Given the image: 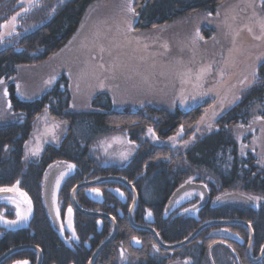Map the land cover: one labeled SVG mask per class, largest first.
<instances>
[{
    "label": "trees",
    "instance_id": "16d2710c",
    "mask_svg": "<svg viewBox=\"0 0 264 264\" xmlns=\"http://www.w3.org/2000/svg\"><path fill=\"white\" fill-rule=\"evenodd\" d=\"M95 1L41 0L39 8L28 13L37 26L0 48V79L13 76L19 65L39 64L59 50ZM222 1L133 0V29H148L193 13H213ZM16 3L17 0H0V24L18 10ZM261 8L264 13V3ZM8 98L16 117L0 118V187H11L20 181L17 187L31 201V216L28 224L19 228L7 230L0 224V255L14 246H34L41 251L40 264H87L93 250L110 234L112 224L107 218L85 215L73 208L69 214L70 191L82 181L112 175L133 184L137 194L133 221L151 227L162 242L178 243L205 221L236 219L251 227L250 255L256 257L259 253L264 243V168L257 166L251 155L238 154L232 127L245 122L251 107L264 108V61L257 68L256 81L214 120L215 129L210 132L199 127L212 103L210 99L188 108L152 105L116 110L109 95L100 92L90 100L88 109L75 111L70 108L68 81L63 75L31 100L19 99L10 82ZM42 113L65 124L63 135L55 144H44L37 157L27 159L25 143L36 117ZM116 134L126 136L135 144V150L124 164H102L93 147L102 138ZM57 163L75 167L62 179L54 195L59 222L55 228L42 192L48 168ZM185 181L206 186V204L194 208L200 193L187 190L166 211L165 202ZM89 188L99 189L98 197L90 196ZM228 192H239L247 198L217 200ZM73 197L81 208L109 215L117 225L114 238L91 264H264V253L256 263L247 258L244 251L249 232L242 223L208 224L187 244L165 250L156 245L147 229L131 226L127 214L132 194L120 181L104 180L79 188ZM230 198L236 200H226ZM3 209L6 216H13L9 206L0 203V211ZM66 216L72 229V237L64 233L68 242L63 240L60 229ZM20 260L35 264L36 250H15L0 264Z\"/></svg>",
    "mask_w": 264,
    "mask_h": 264
},
{
    "label": "rangeland",
    "instance_id": "374dc122",
    "mask_svg": "<svg viewBox=\"0 0 264 264\" xmlns=\"http://www.w3.org/2000/svg\"><path fill=\"white\" fill-rule=\"evenodd\" d=\"M40 1L17 0L18 10L0 24L11 22L13 16L20 14L14 29L11 23L8 27H0V48L10 45L37 26L31 22L28 13L39 8ZM132 2H93L71 39L59 50L39 64L17 66L16 73L8 79L1 78L0 118L16 117L9 105L8 83L14 85V93L19 99L31 100L47 91L53 81L63 75L68 81L70 108L75 111L88 109L90 100L100 92L109 95L112 108L116 110L152 105L188 108L210 99L212 103L205 110L199 127L206 132L214 130V120L251 86L242 87L241 81L246 77L251 80L252 72H257L259 64L264 61L262 0H224L213 13H193L143 30L133 29L135 14L129 11ZM50 13L46 12V15ZM208 66L211 70L197 79L201 69ZM53 77L51 84L46 83ZM247 114L245 122L232 127L237 152L242 157L251 155L256 165L264 168V120L256 119L264 117V108L260 105L251 107ZM64 128V123L51 120L45 113L37 116L25 143V157L35 158L46 143H57ZM37 148L39 152L33 155ZM93 150L102 164H124L132 156L135 144L126 136L116 134L99 140ZM57 165L64 167L52 185L50 198L54 213L56 190L72 170L68 167L70 164L57 163L51 165L47 173ZM20 192H0V203L8 205L13 213L8 217L6 209L0 211L4 220L17 219V204L21 212H27L29 205ZM87 193L98 197L92 188L87 189ZM30 216L31 213L27 220L14 225L3 221L0 224L7 230L19 228L28 224ZM60 229L63 240L68 242L64 233L72 237V229L67 216Z\"/></svg>",
    "mask_w": 264,
    "mask_h": 264
},
{
    "label": "water",
    "instance_id": "95a60500",
    "mask_svg": "<svg viewBox=\"0 0 264 264\" xmlns=\"http://www.w3.org/2000/svg\"><path fill=\"white\" fill-rule=\"evenodd\" d=\"M64 166L62 165H57V166H54L53 168H51L47 175L45 176V179H44V183H43V192H42V197H43V202H44V206H45V209L47 211V214L48 216L50 217L53 225L55 228H58V221H57V218L55 216V213H54V210H53V206H52V201H51V196H52V185H53V182H54V179L57 175V173L63 169ZM104 180H117V181H120L122 184H125L131 194H132V202L131 204H129V209H128V220L131 224V226H135V228H145L147 229L152 235H153V238H154V241L156 243V245L162 249H165V250H170V249H175V248H178V247H181L182 245H185L187 244L188 242H190L195 236L196 234L201 230L203 229L205 226H207L208 224H228L229 222L232 223V222H238V223H242L244 224L247 229H248V232H249V237H248V243H247V246H246V250L244 251L246 253V256L247 258L253 262V263H256L257 261L260 260L261 256L263 255L264 253V243L262 244L261 248H260V251L259 253L257 254L256 257H252L250 255V244H251V240H252V230H251V227L248 223L244 222V221H241V220H236V219H233V220H216V221H205V222H202L197 228H195L186 238H184L183 240L181 241H178L175 242V243H171V244H167V243H164L161 241V239L159 238V236L157 235V233L151 228L149 227L148 225H141V224H137L133 221V218H132V211H133V208H134V205L136 203V199H137V194L136 191H135V188L133 187V184H131L130 182H128L125 178H123L122 176H105V177H98V178H94V179H90V180H86V181H82L78 184H76L75 186H73V188L71 189L70 191V202H71V208H73L74 210L82 213V214H85V215H93V216H98V217H104V218H107L111 221V224H112V230L110 232V234L108 235L107 238L103 239V241L97 246V248H95V250H93V253L92 255L90 256V258L88 259V262L87 264H91L92 261L95 259V257L98 255V253L104 248V246L110 242L116 232H117V225L114 221V219L109 216V215H106L104 213H101V212H95V211H89V210H85L83 208H81L76 200H75V197L74 196V193L77 189L79 188H84V187H88V186H94V185H97L99 182L101 183V181H104ZM187 190H196L198 192H200L201 194V198L198 200V202H196V204L194 205V208H198V207H201L203 206L204 204H206L207 200H208V197H209V192L206 188V186L202 183H198V182H192V181H185L184 183H182L181 185H179L173 192L172 194L169 196L167 202L166 203V206H165V210L168 211L172 205L174 204L175 200L182 194L184 193L185 191ZM229 197H241V198H247L246 196L242 195V194H239L236 193V192H228V193H225V194H222L220 196H218V201L221 200V199H225V198H229ZM24 247H32L36 250L37 252V260H36V263L35 264H40L41 263V251L34 247V246H14L8 250H6L5 252H3L1 255H0V262L6 258L10 252H13L15 250H18V249H21V248H24Z\"/></svg>",
    "mask_w": 264,
    "mask_h": 264
},
{
    "label": "snow or ice",
    "instance_id": "6c2138e0",
    "mask_svg": "<svg viewBox=\"0 0 264 264\" xmlns=\"http://www.w3.org/2000/svg\"><path fill=\"white\" fill-rule=\"evenodd\" d=\"M262 3H264V0H262ZM25 11H28V9H25ZM129 11H130V12H133V14H135V10L131 7V5H129ZM19 15H20V14L17 13L16 16H13V17L11 18V22H6L4 25H0V27H8V26H9V23H11V24H12V27H13V29H14L15 20H16L17 16H19ZM129 27H131V25H129ZM8 34L11 35V32H9ZM0 40H2V36H0ZM210 70H211L210 66H208V67H206V68H202V69H201V74H200V76L197 77V79H200V78L203 76V74H205L206 72H208V71H210ZM54 79H55V77H53L52 80H49V81H47L46 83L51 84L52 81H53ZM256 79H257V72L254 70V71L252 72V79H251V80H248V78L246 77L245 80L241 81V85H242V87L247 88V87H249L251 84H253V83L256 81ZM0 83H2V81H0ZM5 94H7V93H6V90H5ZM236 99H238V97H236ZM214 115H215V113H214ZM256 119H257V120H264V117H259V116H258V117H256ZM55 127H59V125H56ZM240 127H243V125H240ZM182 131H183V126H181V132H182ZM149 132H152V130L149 129ZM177 135H179V133H177ZM55 138H56V137H55V135L53 134V139H55ZM154 138H155V137H154ZM170 139H174V137H170ZM38 152H39V148L35 149V150L32 152V154H33V155H36ZM122 156H123L124 158H127L126 154H123V153H122ZM68 167H69V168H73V167H75V166H74V165H69ZM19 183H20V181H16V184H14L12 187H0V192H14V191H20V190L18 189V187H17V186L19 185ZM93 191H95V192H99V189H93ZM20 195L23 196V197H25V202L28 203V205H29V207H28V209H27V212H21V211H20V208H19V204H17V210H16V216H17V219H16V220H4L3 215L0 214V221H3V222L6 223V224H12V225H14V224H17V223L20 222V221H24V220H27V219H28V214L31 213V201H30L29 199H27V193L20 192ZM71 212H72V209H71V207H69V208H68V213L71 214ZM148 215H151V212H149ZM134 239H135V238H134ZM137 242H138V241H137ZM16 264H28V262H27V261H22V262H21V261H17Z\"/></svg>",
    "mask_w": 264,
    "mask_h": 264
}]
</instances>
